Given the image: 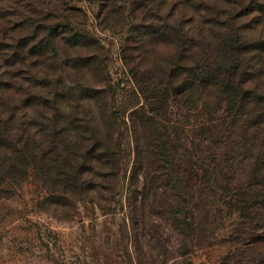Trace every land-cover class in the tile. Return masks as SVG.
<instances>
[{"label": "rangeland", "instance_id": "1", "mask_svg": "<svg viewBox=\"0 0 264 264\" xmlns=\"http://www.w3.org/2000/svg\"><path fill=\"white\" fill-rule=\"evenodd\" d=\"M224 38L263 40L264 0H0V264H264V167L209 144L233 165L207 189L177 94ZM131 119L166 149L152 182Z\"/></svg>", "mask_w": 264, "mask_h": 264}, {"label": "trees", "instance_id": "2", "mask_svg": "<svg viewBox=\"0 0 264 264\" xmlns=\"http://www.w3.org/2000/svg\"><path fill=\"white\" fill-rule=\"evenodd\" d=\"M253 10L262 12L261 4L257 3L256 8ZM216 21L212 19L209 22L214 23ZM191 40H194L193 37H191ZM199 43L200 49H202L200 60H194L187 67V72H185L187 77L180 80V85H176V87L180 86L177 94L185 95L191 112L195 110L201 112L202 121L198 123L197 128L200 131V145L204 147L201 152L203 157L200 158L202 162V174L200 175H206L205 185L207 189H212L215 187L217 178L220 177V174L217 175L216 170L220 169L221 173L222 168L232 169L233 164H227L223 167L218 165L216 159L222 153L220 147L213 149L209 144L215 145L232 140V143L237 145L238 148L235 152L230 148V152H234L233 156L230 157L232 161L241 157L243 161L249 164L264 167V39L248 43L247 40L224 38L217 50L219 60L216 56H211L210 52L214 47L202 41ZM235 54L237 56L249 54L251 57L249 59L254 58V60L239 63L234 58ZM248 65L252 71L247 70L246 66ZM222 102L229 103V107L221 105ZM5 103L0 104V107H2L0 122L2 116L5 117V120L9 118ZM9 114H12L11 111ZM144 120L145 118L142 121L144 122ZM147 120L148 118L145 122ZM139 127L140 125L134 119H131V132H133L136 145L140 141V135L137 134H140V132L145 134L143 146L139 149L137 147V155L142 154L141 158L146 162L144 166L145 172H147L145 177L150 175L149 180L152 182V174L162 168L160 157L166 155V149L159 148V142L156 143L153 138L148 140L146 134L148 136L152 133L146 131L143 127L139 129ZM10 136L9 129L1 125L0 177L5 176L4 173H1L2 170L14 167L15 161L10 162L9 158V152L12 153ZM174 153L176 154L177 151L174 150ZM151 165H155L156 169H151ZM191 169L193 170V168ZM150 170L153 172H150ZM260 170H264V168ZM160 176L161 173H156L154 179L158 180ZM222 176H226L225 173ZM162 181H164V178H160L158 182L162 183ZM174 182L178 181L174 180ZM246 185L248 186L249 183ZM153 199L155 202L162 201L159 197ZM167 206H169V203H167ZM262 230L264 235V226Z\"/></svg>", "mask_w": 264, "mask_h": 264}]
</instances>
